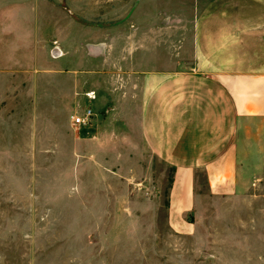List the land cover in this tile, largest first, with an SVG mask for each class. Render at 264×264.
<instances>
[{
	"label": "rangeland",
	"instance_id": "374dc122",
	"mask_svg": "<svg viewBox=\"0 0 264 264\" xmlns=\"http://www.w3.org/2000/svg\"><path fill=\"white\" fill-rule=\"evenodd\" d=\"M26 1L36 5V0H14ZM38 1L68 11L91 6L87 25L92 32L79 31L89 34L76 53L82 59L92 56L87 70L102 69L116 79L124 72L126 78L117 79L121 86H131L127 76L137 66L134 37L149 36L147 30L136 35L132 29L139 13H151L156 23L151 31L156 46L150 48L157 54L156 63L142 62L139 68L187 67L186 0ZM56 43L29 47L30 64L41 66L40 79L14 76L24 68L20 63L8 68L0 63V264H264L259 148L243 159L235 193L205 196L190 232L172 231L167 206L173 168L148 150L143 157L100 156L102 127H109L111 147L123 143L116 131L130 110L115 108L114 95L93 110L89 125L70 124L95 79L80 74L81 85L69 94L61 71L68 63L60 67L48 57L54 48L62 54ZM68 47H63L67 54ZM196 179L197 190L205 193L204 172L198 171Z\"/></svg>",
	"mask_w": 264,
	"mask_h": 264
},
{
	"label": "crops",
	"instance_id": "0c3cea01",
	"mask_svg": "<svg viewBox=\"0 0 264 264\" xmlns=\"http://www.w3.org/2000/svg\"><path fill=\"white\" fill-rule=\"evenodd\" d=\"M27 2L0 0V63L5 68L20 63L24 68L14 76L40 79L44 76L37 67L41 66L30 64L29 47L56 41L62 54L48 57L60 67L68 63V70L61 71L68 80L69 94H75L81 85L80 74L95 79L83 92L82 101H74L80 106L74 114L80 113L81 105L95 110L108 102L109 95L115 96V108L130 110L124 112L121 130L116 131L123 142L118 147L109 143L110 121L108 128L102 127L100 156L143 157L148 150L173 168L167 206L172 231L190 232L205 196L238 190L243 159L250 151L259 148L264 168V0H186L184 28L189 34H184L183 61L187 67L181 70L139 68L142 62L157 61L156 50L150 48L156 46V38L151 39L156 23L151 13H139L132 29L136 35L147 30L149 36L134 37L139 49L134 51L137 66L127 76L129 87L118 84L117 79L126 78L124 72L116 79L102 69L87 70L92 56L82 59L76 53V46L87 45L89 34L79 31L92 32L87 25L92 20L91 6H71L68 11L41 6L38 0L36 5L24 4ZM67 46L71 47L68 54L63 50ZM141 46L149 49L143 51ZM82 66L84 70L79 71ZM87 93L98 96L89 99ZM198 171L204 172L205 193L197 190Z\"/></svg>",
	"mask_w": 264,
	"mask_h": 264
},
{
	"label": "built area",
	"instance_id": "2783aa9c",
	"mask_svg": "<svg viewBox=\"0 0 264 264\" xmlns=\"http://www.w3.org/2000/svg\"><path fill=\"white\" fill-rule=\"evenodd\" d=\"M61 54V52L54 48L51 51L52 57H57ZM86 96L89 99H94L95 96L93 93H87ZM94 116L93 109L90 106L83 107L80 113H76L72 116V124L73 125H89Z\"/></svg>",
	"mask_w": 264,
	"mask_h": 264
}]
</instances>
